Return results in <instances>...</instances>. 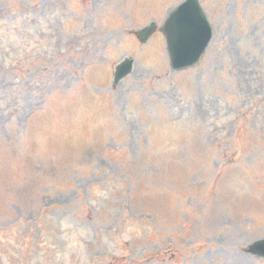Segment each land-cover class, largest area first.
I'll list each match as a JSON object with an SVG mask.
<instances>
[{
  "label": "rangeland",
  "instance_id": "obj_1",
  "mask_svg": "<svg viewBox=\"0 0 264 264\" xmlns=\"http://www.w3.org/2000/svg\"><path fill=\"white\" fill-rule=\"evenodd\" d=\"M182 1L0 0V264H264V0L172 72Z\"/></svg>",
  "mask_w": 264,
  "mask_h": 264
},
{
  "label": "water",
  "instance_id": "obj_2",
  "mask_svg": "<svg viewBox=\"0 0 264 264\" xmlns=\"http://www.w3.org/2000/svg\"><path fill=\"white\" fill-rule=\"evenodd\" d=\"M155 24L138 33L141 40H146L154 30ZM174 69L184 68L195 63L211 38V28L202 14L197 0H186L171 13L162 28ZM132 60L122 62L116 69V84L131 69ZM249 251L264 256V240L256 241Z\"/></svg>",
  "mask_w": 264,
  "mask_h": 264
}]
</instances>
